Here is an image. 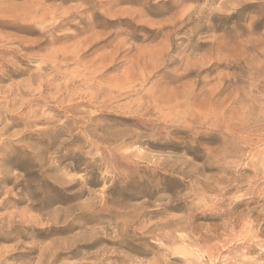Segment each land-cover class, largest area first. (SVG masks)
<instances>
[{"label":"rangeland","instance_id":"obj_1","mask_svg":"<svg viewBox=\"0 0 264 264\" xmlns=\"http://www.w3.org/2000/svg\"><path fill=\"white\" fill-rule=\"evenodd\" d=\"M0 264H264V0H0Z\"/></svg>","mask_w":264,"mask_h":264}]
</instances>
